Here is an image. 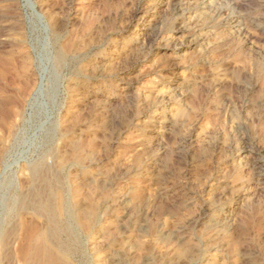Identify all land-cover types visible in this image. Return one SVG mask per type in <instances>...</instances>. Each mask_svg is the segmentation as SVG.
I'll return each instance as SVG.
<instances>
[{"label": "rangeland", "instance_id": "rangeland-1", "mask_svg": "<svg viewBox=\"0 0 264 264\" xmlns=\"http://www.w3.org/2000/svg\"><path fill=\"white\" fill-rule=\"evenodd\" d=\"M0 264H264V0H0Z\"/></svg>", "mask_w": 264, "mask_h": 264}, {"label": "water", "instance_id": "water-1", "mask_svg": "<svg viewBox=\"0 0 264 264\" xmlns=\"http://www.w3.org/2000/svg\"><path fill=\"white\" fill-rule=\"evenodd\" d=\"M37 14H38L40 19H43V15L41 13L37 12Z\"/></svg>", "mask_w": 264, "mask_h": 264}, {"label": "bare ground", "instance_id": "bare-ground-1", "mask_svg": "<svg viewBox=\"0 0 264 264\" xmlns=\"http://www.w3.org/2000/svg\"><path fill=\"white\" fill-rule=\"evenodd\" d=\"M213 2V1H212ZM9 129V128H8ZM6 131V130H5ZM10 131V130H9Z\"/></svg>", "mask_w": 264, "mask_h": 264}]
</instances>
